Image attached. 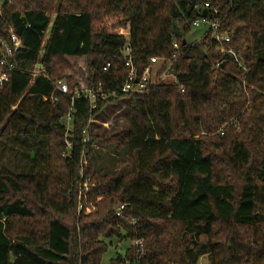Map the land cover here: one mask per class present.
<instances>
[{
  "label": "trees",
  "instance_id": "obj_1",
  "mask_svg": "<svg viewBox=\"0 0 264 264\" xmlns=\"http://www.w3.org/2000/svg\"><path fill=\"white\" fill-rule=\"evenodd\" d=\"M206 3L230 42L207 24L200 43L187 39ZM0 6V38L12 28L23 43L0 85V264H102L113 239L130 246L110 264H197L204 255L264 264V0ZM129 56L138 76L152 57L168 74L142 94L124 92ZM123 97L125 135L85 141L92 120Z\"/></svg>",
  "mask_w": 264,
  "mask_h": 264
},
{
  "label": "built area",
  "instance_id": "obj_2",
  "mask_svg": "<svg viewBox=\"0 0 264 264\" xmlns=\"http://www.w3.org/2000/svg\"><path fill=\"white\" fill-rule=\"evenodd\" d=\"M8 1H10V0H8ZM0 8H1V6H0ZM204 8L209 9V14L212 11H213L212 14L217 12L216 9H213L211 11L210 5L208 3L205 4ZM201 24H207L209 26V28L212 29V37L213 38H215L218 41L223 42V43L230 42V36L219 33V20L213 21V20H209L207 18H202V19L196 20L193 23V25L196 27L200 26ZM45 35H46V37H45V40H46L47 35H48V31L45 33ZM45 40H44V42H45ZM22 46H23V43H22L21 38L16 33H14L12 28L10 29V36H9L8 40L0 38V66L3 68V72L0 75V85H2V83L4 81L8 80L9 73L12 70H15L18 68V63L15 60L14 55L17 51H19L22 48ZM175 46H177V44H175ZM219 51L221 53H226V52L230 53L231 52L230 49L228 50L223 46H221V48H219ZM127 52L128 53L130 52L128 47H127ZM163 62H165L164 59H161L159 57H152L151 63L146 67V69L143 71L141 76H138L137 70H136L134 63H133L132 56H129L125 61V67L128 70V75H127V80L125 82V85L123 86V91L142 94L148 89V87L150 85L156 83L160 79L165 78V76L168 74L169 68L166 69L160 76L158 75V70L160 69V66ZM33 75L35 76L37 74L34 73ZM56 87H57V89H59L60 91H62L64 93L68 92V84L65 82H59ZM181 91L184 92V89H182ZM74 95L78 96V97L84 96L87 99L88 98L93 99V97H94L92 89H83V90L76 89ZM112 95L115 96V93H113ZM50 100L52 102H54L55 100H57V98L51 97ZM224 132H225V127H223L220 130L221 134H224ZM84 133L86 134L85 141H87L89 138L88 137L89 132H88V130H84ZM68 147H70V143H68ZM85 164H86V162H84L83 165H85ZM80 174L83 175V168L81 169ZM89 189H90L89 182H88V180H86L83 183L81 194L86 193ZM125 206L126 205L123 204L119 207L118 215L122 214V209ZM83 207H84L83 203H80L79 209L82 210V209H84ZM87 209H89L88 212L93 211L95 209L94 204L90 203L88 205ZM142 243H143L142 240H135L134 242H132V245L142 246ZM122 264H126V263H122Z\"/></svg>",
  "mask_w": 264,
  "mask_h": 264
},
{
  "label": "rangeland",
  "instance_id": "obj_3",
  "mask_svg": "<svg viewBox=\"0 0 264 264\" xmlns=\"http://www.w3.org/2000/svg\"><path fill=\"white\" fill-rule=\"evenodd\" d=\"M176 32H182V29L178 27V22H175ZM207 27L201 25L199 27H192L190 32L186 35L189 42H201L202 36L204 35ZM126 32V31H125ZM76 70L79 69L78 79L83 80L85 77V62L80 60L75 62ZM37 66H35L36 69ZM65 82L66 81H61ZM130 106L129 98H120L116 102L109 104L104 110H102L97 117L92 120V127L88 131L89 134H107V135H118L124 136L127 132L129 126L128 111ZM0 141H3L0 138ZM96 150L102 149L103 152H107L108 155H113L109 153V150L106 148H101L99 146L95 147ZM2 155V154H1ZM4 161H9V153L5 152L3 154ZM87 165V162L85 166ZM84 166V167H85ZM130 246L128 241H119L118 239H113L107 247V251L102 256V264H110L112 258L116 257L117 253L124 254L126 249ZM197 264H210L209 258L207 255L202 256Z\"/></svg>",
  "mask_w": 264,
  "mask_h": 264
},
{
  "label": "water",
  "instance_id": "obj_4",
  "mask_svg": "<svg viewBox=\"0 0 264 264\" xmlns=\"http://www.w3.org/2000/svg\"><path fill=\"white\" fill-rule=\"evenodd\" d=\"M208 14H209V10H208V9L205 8V9L202 10L201 15H202L203 18L208 17ZM23 20H24V22L26 23V19H25V17L23 18ZM184 43H186V40H184Z\"/></svg>",
  "mask_w": 264,
  "mask_h": 264
}]
</instances>
